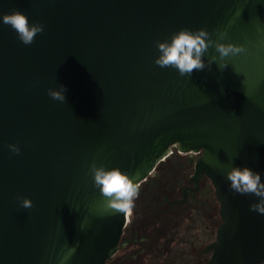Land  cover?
<instances>
[{
  "label": "water",
  "instance_id": "95a60500",
  "mask_svg": "<svg viewBox=\"0 0 264 264\" xmlns=\"http://www.w3.org/2000/svg\"><path fill=\"white\" fill-rule=\"evenodd\" d=\"M13 10L44 31L26 46L0 20V264H59L77 241L66 264H106L126 213L102 214L89 163L139 185L173 144L203 151L216 190L210 264H264V215L249 210L258 198L226 179L247 167L264 182V0H0V15ZM226 27L222 42L248 51L223 70L182 77L153 62L155 42L180 29L215 40ZM61 84L64 103L47 94Z\"/></svg>",
  "mask_w": 264,
  "mask_h": 264
},
{
  "label": "flooded vegetation",
  "instance_id": "af4514ba",
  "mask_svg": "<svg viewBox=\"0 0 264 264\" xmlns=\"http://www.w3.org/2000/svg\"><path fill=\"white\" fill-rule=\"evenodd\" d=\"M203 151L171 145L139 184L116 252L106 264H210L223 220Z\"/></svg>",
  "mask_w": 264,
  "mask_h": 264
},
{
  "label": "clouds",
  "instance_id": "9594fccd",
  "mask_svg": "<svg viewBox=\"0 0 264 264\" xmlns=\"http://www.w3.org/2000/svg\"><path fill=\"white\" fill-rule=\"evenodd\" d=\"M0 20L17 34V38L24 45H31L38 34L44 31V25L40 22L29 23L28 17L20 11L13 10L10 13L0 15ZM231 22L229 23V27ZM216 39H212L206 29H180L171 34L164 41H156L155 47L159 55L154 63L161 67L176 69L182 77H190L194 71L210 69L215 62L223 70L228 65L230 58L247 54V47L243 44L223 43L229 39L228 28L215 31ZM214 49L216 54L210 55L207 63L203 59L209 49ZM64 85H58L57 90L47 89L50 98L61 103L65 102ZM9 150L13 154L20 153V147L16 144H9ZM92 187L99 190L104 198L101 204L102 214L104 213H130L134 207L135 198L138 196L139 185L119 168H106L103 164L98 166L95 160L88 165ZM226 179L230 182L229 188L240 195H253L258 201L249 205V210L264 215V182L259 173L253 172L247 167H231L226 173ZM20 206L25 209L33 207L32 201L28 198L17 197ZM89 224L87 218L80 223V230L83 231ZM79 241L69 247L67 244L62 249L59 264H66L74 255Z\"/></svg>",
  "mask_w": 264,
  "mask_h": 264
}]
</instances>
